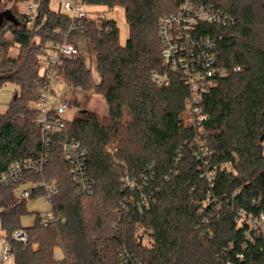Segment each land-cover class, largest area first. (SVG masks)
<instances>
[{
  "label": "trees",
  "instance_id": "16d2710c",
  "mask_svg": "<svg viewBox=\"0 0 264 264\" xmlns=\"http://www.w3.org/2000/svg\"><path fill=\"white\" fill-rule=\"evenodd\" d=\"M51 1L42 2L32 28L20 10L19 26L5 21L0 27V88H17L0 114V171L41 150L32 105L47 83L40 61L50 42L83 39L90 45L100 76L96 88L109 114L104 120L87 110L66 120L44 171L28 172L17 184L0 187L2 229L14 264H125V258L130 264H264V238L248 242L236 222L238 210L264 212V0H214L234 24L204 26L216 40L218 64L229 71L202 103L208 115L204 134L189 122L181 75L172 73L168 86L152 80L154 71L165 70L160 19L174 12L180 0H83L88 6L124 9L130 32L125 45L116 21L106 18H88L82 31L71 32V20L52 10ZM8 32L12 40L5 37ZM14 47L17 56L10 54ZM60 74L71 87L93 88L83 55L66 59ZM62 136L87 149L96 182L92 195L77 193ZM198 136L213 153L209 165L197 157L193 141ZM116 144L123 165L107 151ZM210 170H216L212 182L205 176ZM127 175L134 188L127 186ZM27 182L57 186L51 203L64 223L41 227L38 214L34 226H20L27 208L16 191ZM237 190L240 194L233 197ZM46 194L38 187L29 198ZM121 201L128 209L119 215ZM18 229L26 230L27 244L11 239ZM57 249L65 255L62 263L54 258Z\"/></svg>",
  "mask_w": 264,
  "mask_h": 264
},
{
  "label": "built area",
  "instance_id": "2783aa9c",
  "mask_svg": "<svg viewBox=\"0 0 264 264\" xmlns=\"http://www.w3.org/2000/svg\"><path fill=\"white\" fill-rule=\"evenodd\" d=\"M43 1L25 0L21 2V15L29 28L34 26ZM56 3L57 9L52 10L67 16L71 20L70 31H82L85 27V21L90 18L88 5L83 0H57ZM233 24L234 19L217 7L214 0H180L176 10L164 15L159 22L158 34L165 70L163 72L154 71L152 80L156 85L168 86L171 83L172 73L181 75L184 86L188 90L185 104L189 122L198 128L202 134H204V123L208 120V115L203 112L202 103L219 81L229 74L226 68L218 64L216 40L208 32H205L204 26H229ZM79 55H81V49L77 43L57 41L47 45L46 53L40 61V73L46 77L47 83L42 89L39 99L32 105L37 113L35 123L40 129L41 150L37 156L15 160L6 169L0 171V187L17 184L28 172L42 173L44 171L50 159L51 147L55 138L62 134L66 128L67 119L65 115L71 105V100L68 97L61 99L58 103H51L52 84L54 81H58L68 85L60 74V69L66 59H72ZM234 70L239 71L240 68L237 67ZM76 89L82 90L80 87ZM61 139L77 193L84 196L92 195L96 182L88 168L87 149L81 142L73 138L62 136ZM193 146L199 148L197 157L209 165L213 153L209 150L206 139L202 136L196 137ZM110 153L115 155V152ZM215 175L216 170L205 173L209 182L213 181ZM125 182L127 186L132 188L136 186V183L128 175ZM38 187L45 189L47 193L45 199L51 206L50 211L40 215L39 225L49 227L64 223L65 219L55 214L51 203L52 195L57 192L55 184L46 182L40 185L32 184L31 187L17 193L18 201L27 200L32 191ZM240 192V190L235 191L233 197L238 196ZM129 202L135 205L134 200ZM145 206L148 207L149 203H146ZM138 208L141 210V205ZM127 209V203L121 201L118 214L122 215ZM236 222L243 228L248 242H254L255 238L259 236L264 238V212L257 214L247 210H238ZM11 239L27 244L26 230H15ZM120 255L122 258L126 257V250H121ZM12 257L13 251L10 240H8L7 248L2 251L0 264H8ZM54 258L57 262L62 263L65 260V255L62 251H57ZM124 260L125 264H130L128 259L125 258ZM133 264L141 263L134 261ZM226 264L233 263L228 262Z\"/></svg>",
  "mask_w": 264,
  "mask_h": 264
},
{
  "label": "rangeland",
  "instance_id": "374dc122",
  "mask_svg": "<svg viewBox=\"0 0 264 264\" xmlns=\"http://www.w3.org/2000/svg\"><path fill=\"white\" fill-rule=\"evenodd\" d=\"M57 0H52L51 8L57 9ZM11 10V12L16 16L18 10L21 13V3L18 0H3L0 3V12ZM90 18L94 20L99 19H109L116 21L118 28L120 29V43L125 45L129 38V26L126 20L125 11L121 7H116L113 10L105 6L100 5H92L88 6ZM6 38L12 40L13 35L11 32L6 33ZM77 46L81 49L83 56L85 57V61L89 68L91 69V74L93 78V88L83 91L78 90L74 87H70L68 85L62 84L58 81H54L52 84V97L51 103H57L60 99L68 97L71 100V105L68 113L65 115L67 120H72L73 118L79 117L82 115L83 111H92L97 113L102 119H108V105L104 99V96L100 90L96 88V86L100 83V76L96 72L95 62L96 57L95 54L92 53V49L90 45L83 39H79L76 41ZM11 56H17L18 49L16 47L12 48L10 51ZM16 86L12 84H6L2 90L0 91V113H3L6 110L8 103L16 92ZM116 149H118L116 151ZM107 151L115 152L114 159L117 164H121L117 159L116 155L119 151V145H112L107 147ZM28 185H22L20 191L26 189ZM26 208L27 211L20 215L19 221L20 226L23 228L31 227L38 222V214L43 215L44 213L51 210L50 204L47 203L46 199L43 196H38L36 198H29L26 200ZM7 233L2 229V221L0 217V263L2 251L8 246V238ZM57 249L56 251H59ZM8 264H14V258H10Z\"/></svg>",
  "mask_w": 264,
  "mask_h": 264
},
{
  "label": "water",
  "instance_id": "95a60500",
  "mask_svg": "<svg viewBox=\"0 0 264 264\" xmlns=\"http://www.w3.org/2000/svg\"><path fill=\"white\" fill-rule=\"evenodd\" d=\"M3 0H0V3ZM11 22L13 23L15 26H19V22L16 18V16L11 12V10H6V11H2L0 12V27L2 26V24L4 22ZM261 140L264 141V134L261 136Z\"/></svg>",
  "mask_w": 264,
  "mask_h": 264
},
{
  "label": "crops",
  "instance_id": "0c3cea01",
  "mask_svg": "<svg viewBox=\"0 0 264 264\" xmlns=\"http://www.w3.org/2000/svg\"><path fill=\"white\" fill-rule=\"evenodd\" d=\"M81 55H83L82 52H81ZM93 78H94V77H93ZM60 100H61V99H60ZM60 100H59V101H60ZM59 101H58V102H59ZM58 102H57V103H58ZM6 109H7V107H6ZM5 111H6V110H5ZM5 111H4V112H5ZM4 112H3V113H4ZM3 113H0V114H3ZM25 184L28 185L26 188H29V187H31V185H32L33 183H32V182H27V183H24V184H22V185H25ZM22 185H20L19 188L17 189V191H16L17 193L20 192V188L22 187ZM35 185H36V184H35ZM44 198H45V197H44ZM39 215H41V214H39Z\"/></svg>",
  "mask_w": 264,
  "mask_h": 264
}]
</instances>
